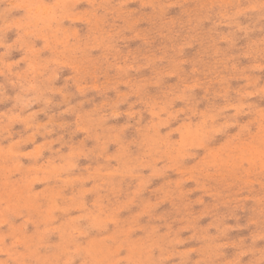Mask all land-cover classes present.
I'll return each mask as SVG.
<instances>
[{
  "label": "clouds",
  "instance_id": "obj_1",
  "mask_svg": "<svg viewBox=\"0 0 264 264\" xmlns=\"http://www.w3.org/2000/svg\"><path fill=\"white\" fill-rule=\"evenodd\" d=\"M0 264H264V0H0Z\"/></svg>",
  "mask_w": 264,
  "mask_h": 264
}]
</instances>
